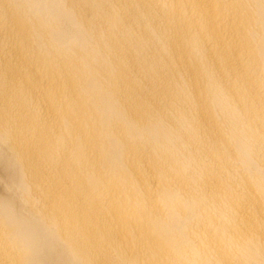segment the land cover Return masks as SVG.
<instances>
[{"label":"bare ground","instance_id":"6f19581e","mask_svg":"<svg viewBox=\"0 0 264 264\" xmlns=\"http://www.w3.org/2000/svg\"><path fill=\"white\" fill-rule=\"evenodd\" d=\"M0 264H264V0H0Z\"/></svg>","mask_w":264,"mask_h":264}]
</instances>
